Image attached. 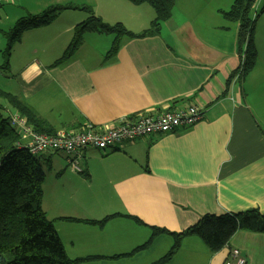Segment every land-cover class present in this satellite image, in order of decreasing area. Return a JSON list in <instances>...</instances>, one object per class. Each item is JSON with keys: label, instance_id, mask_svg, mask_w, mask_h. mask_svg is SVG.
I'll use <instances>...</instances> for the list:
<instances>
[{"label": "crops", "instance_id": "obj_1", "mask_svg": "<svg viewBox=\"0 0 264 264\" xmlns=\"http://www.w3.org/2000/svg\"><path fill=\"white\" fill-rule=\"evenodd\" d=\"M44 1L77 6L78 0ZM233 1L175 0L157 34L122 38L110 58L105 55L113 36L86 33L71 58L53 65L73 29L86 19L78 9L62 11L14 44L7 69L15 85L0 90L20 98L55 131L76 132L86 124L110 129L121 118L157 116L190 105L202 110L198 123L175 133L105 151L82 149L72 156L81 172L70 167L64 153L39 156L45 166L41 208L70 260L152 264L170 250L171 236L159 234L145 249L125 255L144 245L153 228L178 234L207 214L256 209L264 215V13L256 19L257 0L251 13L256 64L234 82L241 63L238 23L222 17ZM4 2L14 0L0 6ZM82 2L104 23H121L132 33L154 19L146 4ZM6 42L0 40V68ZM24 74L38 86V98ZM5 103L0 102L3 111L17 113ZM110 215L116 217L102 227L70 221ZM232 250L245 264H264V234L237 231L217 252L198 237L186 236L165 264H223Z\"/></svg>", "mask_w": 264, "mask_h": 264}, {"label": "trees", "instance_id": "obj_2", "mask_svg": "<svg viewBox=\"0 0 264 264\" xmlns=\"http://www.w3.org/2000/svg\"><path fill=\"white\" fill-rule=\"evenodd\" d=\"M126 1L135 6L146 4L152 8L154 19L148 28L139 33H132L121 23L112 25L104 23L94 15L90 7H81L88 14V17L73 29L70 42L61 57L53 65H61L71 58L82 45L83 36L86 33L113 36L114 39L105 55L106 58L117 53L120 40L124 37L144 38L157 34L160 25L169 19L175 0ZM256 2L257 0H234L229 11L222 13L225 21L238 23L239 55L246 43L240 81L252 71L256 64V48L253 43L256 20L251 19L252 9ZM76 9L78 7L70 4L54 5L38 14L28 15L18 20L5 32L7 46L3 52V68L7 69L10 52L24 32L50 24L62 11ZM263 13L264 6L257 13L256 19ZM237 71L238 69L235 73ZM0 97L6 100L25 119L35 132L44 134L57 132L17 96L0 90ZM2 111L3 109L0 107V264H81L93 260V258L70 260L67 257L60 238L41 208L45 166L39 157L30 155L24 149L16 148L15 143L19 134L11 126L10 114L6 113L4 116ZM114 217L116 215L107 216L99 221L77 219L70 221L102 227ZM237 231L264 234V215L256 209L219 216L207 214L203 215L195 225L178 234L153 228L149 240L125 256L145 249L155 236L163 233L172 237V247L162 258L152 264H165L176 253L181 241L186 236L198 237L210 251L217 252L227 244Z\"/></svg>", "mask_w": 264, "mask_h": 264}, {"label": "built area", "instance_id": "obj_3", "mask_svg": "<svg viewBox=\"0 0 264 264\" xmlns=\"http://www.w3.org/2000/svg\"><path fill=\"white\" fill-rule=\"evenodd\" d=\"M2 1L0 0V3ZM245 50L246 43L240 55V66L233 77L234 82L241 77ZM201 117V108L190 105L179 110H167L157 116L138 115L134 118H121L110 129L96 128L86 124L76 132L61 130L54 134L35 132L18 113L10 115V123L19 134L15 143L17 149H24L34 157L48 152L64 153L68 157L70 167L76 172H81L82 168L76 159H72V156L82 149L105 151L144 137L175 133L178 129L194 126ZM223 264H245V260L237 250H232Z\"/></svg>", "mask_w": 264, "mask_h": 264}, {"label": "rangeland", "instance_id": "obj_4", "mask_svg": "<svg viewBox=\"0 0 264 264\" xmlns=\"http://www.w3.org/2000/svg\"><path fill=\"white\" fill-rule=\"evenodd\" d=\"M4 1V0H3ZM100 1V0H97ZM261 4L259 5V10H261V8L264 6V0H260ZM74 3H77L79 11H82V13L80 14H84V16L88 17V14L81 9V5H84V2H82V0H78V1H74ZM11 4V5H10ZM6 3L4 2L3 6H0V40H7L5 38V33L7 30H9L11 28L12 25H14L18 20L23 19L25 16L29 15V14H38L40 12H42L43 10L47 9L50 6H54L57 4H50L47 6V3L43 0L42 2L39 0H14L13 3ZM233 4V3H232ZM231 4V6H232ZM12 5H14L13 7H11ZM79 14V16H81ZM261 15L258 16V18ZM257 18V19H258ZM10 27V28H9ZM4 38H3V37ZM6 44V43H5ZM6 46L4 47L3 51H2V57L3 56V52L6 49ZM4 64L1 65L0 68V89H10L12 86L15 85V81H11L10 79V70L9 69H4L3 68ZM24 77L26 79V81H30L31 85L33 87H35L36 92L33 95V92L30 93V95H33L35 98H38V86L35 85V83H32L31 80H29L27 78V76L24 74ZM16 86H17V81H16ZM38 95V96H37ZM3 101L4 104H6L5 100L3 98L0 97V102ZM0 107H3L0 104ZM3 115L5 116L6 112L4 113V111H2ZM38 157V156H36Z\"/></svg>", "mask_w": 264, "mask_h": 264}]
</instances>
